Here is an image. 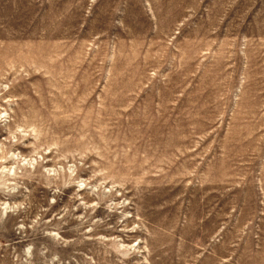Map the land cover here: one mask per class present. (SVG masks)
I'll return each instance as SVG.
<instances>
[{
  "label": "rangeland",
  "instance_id": "obj_1",
  "mask_svg": "<svg viewBox=\"0 0 264 264\" xmlns=\"http://www.w3.org/2000/svg\"><path fill=\"white\" fill-rule=\"evenodd\" d=\"M0 264H264V0H0Z\"/></svg>",
  "mask_w": 264,
  "mask_h": 264
}]
</instances>
